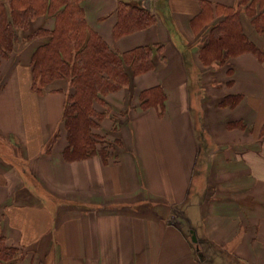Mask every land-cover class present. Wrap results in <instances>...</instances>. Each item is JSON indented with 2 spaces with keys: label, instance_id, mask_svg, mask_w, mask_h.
I'll list each match as a JSON object with an SVG mask.
<instances>
[{
  "label": "crops",
  "instance_id": "crops-1",
  "mask_svg": "<svg viewBox=\"0 0 264 264\" xmlns=\"http://www.w3.org/2000/svg\"><path fill=\"white\" fill-rule=\"evenodd\" d=\"M121 1L156 21L117 36ZM237 4L83 0L88 25L112 49L162 45L154 69L132 76L130 99L127 86L105 97L110 108L94 131L118 141L106 160L65 158L60 122L69 86L34 89L31 57L41 39L2 59L0 141L22 160L19 168L0 149V235L18 249L12 264H264V53L203 58L210 29ZM240 20L264 52V36L244 12ZM33 24L52 30L55 18ZM191 69L220 76L203 73L193 93ZM156 87L166 93L164 110L140 104L139 94Z\"/></svg>",
  "mask_w": 264,
  "mask_h": 264
},
{
  "label": "trees",
  "instance_id": "trees-1",
  "mask_svg": "<svg viewBox=\"0 0 264 264\" xmlns=\"http://www.w3.org/2000/svg\"><path fill=\"white\" fill-rule=\"evenodd\" d=\"M82 2L0 0V64L11 55L21 33L28 40L41 39L31 57L34 89L38 92L59 90V87L53 88L56 81H65L69 86L63 112L67 136L65 158L74 160L100 154L106 160L118 141L109 142L94 131L101 126L110 108L105 97L128 86L132 76L154 69L155 54L161 52L162 45H144L125 52L112 49L88 25ZM243 12L264 36V0H238L225 19L210 29L203 45L205 60H223L233 51L235 54L245 50L264 53L244 32L240 20ZM41 15L55 18L52 30L33 24ZM155 21V15L147 9L121 1L115 33L120 36L149 27ZM139 95L141 106L154 104L164 110L166 93L162 88L147 89ZM17 255L18 249L7 246L0 235V264H12Z\"/></svg>",
  "mask_w": 264,
  "mask_h": 264
},
{
  "label": "rangeland",
  "instance_id": "rangeland-1",
  "mask_svg": "<svg viewBox=\"0 0 264 264\" xmlns=\"http://www.w3.org/2000/svg\"><path fill=\"white\" fill-rule=\"evenodd\" d=\"M45 15H41V16H39L38 18H36L35 20H37V19H40V18H43ZM30 40H32V39H30ZM30 40H28L27 38H26V36H25V33H21V36H20V38H19V40L15 43V45H14V50L11 52V54H16V53H18L23 47H25L26 45H27V43L30 41ZM30 44V43H29ZM35 45V44H34ZM30 46H31V44H30ZM30 46H27V48L29 47L30 48ZM33 46V45H32ZM31 46V47H32ZM34 52V51H33ZM33 54V53H32ZM17 55V54H16ZM16 55H15V57L14 58H16ZM1 64H0V84H2L3 83V81H4V79H5V75H3L4 74V72H3V69H1ZM5 71V70H4ZM195 73V71L193 70V69H191V78H190V82H191V86H192V88L194 89L193 90V93H197V92H199V91H197V90H195L196 89V81H197V84H198V82L201 80L202 81V79L200 78L201 76H202V74L203 73H207V74H205V76L207 75H210V77L212 76V77H214V75L216 76V73H217V76L219 77L220 76V74H219V69H199L198 70V77H197V74H194ZM221 73V72H220ZM219 74V75H218ZM201 75V76H200ZM196 77H197V79H196ZM215 79V78H214ZM224 81H229V79L227 78V77H225L224 76ZM135 87H134V84L132 83V85H129V86H127V88H126V90H127V92H126V97H127V99H130L132 96H133V94H134V92H135V89H134ZM199 88H200V85H199ZM102 107V106H101ZM98 108H100V106H98ZM103 108V107H102ZM101 108V109H102ZM105 109V108H104ZM118 114V113H117ZM196 114V113H195ZM166 115H168V113L166 112ZM193 122L195 123V126H196V131H195V133L198 135V137L200 136V138H201V140H200V144H201V146L202 147H206V148H208V146H209V144L205 141V139H204V129L202 128V127H197L198 125H197V122H199V119L196 117V116H193ZM61 128H62V130H63V133L64 132H66V127H65V124L63 123V117H62V119H61ZM57 132H58V130H57ZM56 136L58 137V134H56ZM56 136H55V138H56ZM67 137V136H66ZM55 138H54V140H55ZM51 143L52 142H49V146L51 145ZM243 144H246V143H236L235 144V148L236 149H238V150H240V147H241V145H243ZM224 148V147H223ZM0 149H1V152L3 153V155L6 157V158H11V159H15L16 161V163H17V166L20 168V166L18 165V164H21V162L20 161H22L21 159H20V156H19V151L18 150H14L15 152H16V157H14V155L12 154V152L8 149V147L5 145V143L3 142V141H0ZM216 153H220V154H222L220 151H217ZM223 156H225L226 158H228L229 159V155H230V153L229 154H222ZM239 158H241V159H243V158H245L246 157V155H244V154H242V153H240L239 155H237ZM235 157H236V155H235ZM207 158H209V156L207 157ZM29 175H31L30 174V172H29V170L27 169V171L25 172V174H24V179L27 181V183H29L30 184V182L32 183L33 181L30 179V176ZM190 204V203H189ZM187 206H188V208L190 207V210L193 208L192 207V205L190 204V205H188L187 204ZM184 209V208H183ZM187 210V209H186ZM189 211V210H188Z\"/></svg>",
  "mask_w": 264,
  "mask_h": 264
},
{
  "label": "water",
  "instance_id": "water-1",
  "mask_svg": "<svg viewBox=\"0 0 264 264\" xmlns=\"http://www.w3.org/2000/svg\"><path fill=\"white\" fill-rule=\"evenodd\" d=\"M192 239H193V241L197 240L195 234H192Z\"/></svg>",
  "mask_w": 264,
  "mask_h": 264
}]
</instances>
